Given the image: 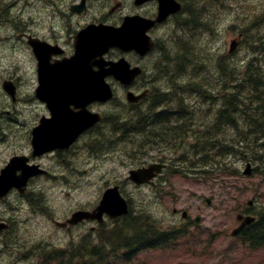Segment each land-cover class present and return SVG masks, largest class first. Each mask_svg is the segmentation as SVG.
I'll return each instance as SVG.
<instances>
[{"label":"rangeland","instance_id":"374dc122","mask_svg":"<svg viewBox=\"0 0 264 264\" xmlns=\"http://www.w3.org/2000/svg\"><path fill=\"white\" fill-rule=\"evenodd\" d=\"M72 1L0 0V113L3 115L0 121V170L15 155L31 156V130L39 121V116L45 113L44 106L34 100L38 86L37 62L31 48L21 40V33H24V30L33 31L47 39L54 36L62 37L61 43L66 44L71 50L70 35L60 32L64 25L80 28L89 23H99L103 19L107 24L119 23L123 16L136 11L132 0H118L125 2L126 7L112 15L110 10L115 0H89V11L86 14L73 19L70 25L66 22L61 23L59 15L68 12V5L70 6ZM179 1L193 3L195 10L198 7L194 4L201 5L202 8L197 10L196 16L207 25L194 28L179 25L186 20L184 13L157 33L161 45L170 47L174 55L180 53L181 45L191 48L189 55L192 64L190 67L187 66L183 76L176 80L178 84L176 86L179 87L177 92L180 91V84L189 85L188 82L197 81L207 85L210 90L220 91L222 86L227 85L222 64H227L225 70L227 73L228 69L233 67L234 74L242 78L247 75L251 66L257 63L264 66V43L258 45L259 40L264 41L263 39L256 38L257 42L254 44L256 50L259 49L258 46L262 48L260 53H254L256 50L248 47L252 43L250 38L248 43L239 44L234 53H229L233 40L246 32L264 38V0ZM155 10L156 4L152 3L140 12L153 13ZM51 25L61 36L50 31ZM159 53V50L155 51L144 61L150 72L155 73L160 67ZM17 76L21 77L22 82L20 87V81L17 83L18 95L13 101L4 92L2 84L4 80L17 79ZM118 96L122 98L123 95L119 93ZM203 100L202 97L193 94L187 98L190 106L198 107L196 113L208 108L209 105ZM126 108L123 106L110 110L109 106L104 108V112L112 114L122 112ZM200 122L201 127L196 125L192 127L190 139L182 142L193 146L190 163L192 165L199 161L197 149L209 146L203 139L205 129L202 125H210V120L202 118ZM195 123H198L197 119ZM233 135L234 133L230 132L225 136ZM89 138L91 134L68 155H64L65 153L47 155L38 160L55 174H51L48 177L50 179H36L30 185L29 190L41 193L40 202L43 210L30 206L27 199H22L17 192L0 202V221L10 223V230L0 237V244L6 242L11 246L9 251L0 253V264H43L36 254L37 245L45 248H68L71 244L83 240L90 232L88 225L72 231H63L52 224L51 217L64 221L77 210L95 208L102 193L114 185H122L127 191L126 197L131 199L132 209L136 214L145 213L151 216L163 229L183 226L182 219L173 214L175 208L187 210L191 220L201 217L200 231L189 229V238L181 239L170 248L144 253L131 264H264V249L250 252L240 247V243L229 236L232 229L238 225L236 214L247 209L249 201H252L250 206L254 210L264 208V167L260 165V161L256 160L255 163L252 160L241 161L232 157L231 169L224 168L206 178L197 175L181 176L165 179L166 183L159 184L155 189L148 187L138 189L134 185L124 183L125 176L132 168L123 160L124 154L115 149L111 152L105 150L94 153L93 156L88 151ZM200 142L202 145L195 148ZM97 147L94 146L93 151H97ZM176 150L174 152L176 157L181 156L180 149ZM136 158L137 156H131L129 161ZM224 160L227 161L226 158ZM250 161L253 171L256 168L258 171L246 177L243 173ZM237 169L241 177L225 179L226 174ZM247 179L250 180L246 181ZM224 181L229 183V189L224 188ZM246 188L248 189L246 194L240 199V210L236 211L233 201L238 199L237 195L240 194L236 193V189L237 192L239 189L242 192ZM227 192L230 195L226 196ZM30 196L31 194L28 195V199ZM32 197L35 200L34 205L40 203L38 197ZM207 199L211 201L210 204ZM228 206L234 208L228 209ZM109 222L107 226L112 225ZM206 231L208 233L204 237ZM199 235L203 236L201 240L204 243L195 244ZM33 252L35 259L21 263L25 255H33Z\"/></svg>","mask_w":264,"mask_h":264},{"label":"trees","instance_id":"16d2710c","mask_svg":"<svg viewBox=\"0 0 264 264\" xmlns=\"http://www.w3.org/2000/svg\"><path fill=\"white\" fill-rule=\"evenodd\" d=\"M194 5L197 6L198 9L202 8V7H199L200 5H197V4H194ZM188 9H189V11L192 12V15L195 16V18H196L197 12H196V14H194L193 3L190 2L188 4ZM198 18L199 17H197L196 18L197 20L195 21V22L198 21V23H197L198 26L196 25L197 27L207 25V23H204V21L199 20ZM201 21L203 23H201ZM181 24H184L186 27L191 26L189 18H187ZM246 34L249 38L254 36V33L252 34L251 32H248V33L246 32ZM250 35H251V37H250ZM253 38H251L253 40L251 43L252 46L257 42V39H261V37H259L258 35L254 36ZM174 58H175L173 60L174 63L170 62L173 64L172 68L167 67V66H165L164 68H161V70L166 72V74L163 75V80L167 84V87L164 89L163 88H160V89L155 88V90L151 96L150 104L153 105V107L155 108L154 111H156L155 113H157V114H155L156 118L154 121H153V117L151 118L153 123L150 124L149 126H152V127L150 129H148L147 131H145L148 136H150L152 134H154L156 136L157 129L160 126H164V134H167V133L170 134L171 133L174 136L181 135L180 132H182V130L183 131L187 130V129H184V127L189 126L188 120L187 121L186 120L181 121V124L180 125L178 124L179 131H177V129L172 131V129L169 125H173V124L168 123V121L162 125H160L158 123V121H162L164 119V116L169 115V113L171 112V108L167 104L173 103V101H178V95L179 94H180V100H181L180 105L181 104L184 105L183 103L185 101V95L183 93L185 92L184 91L185 88H187V89L189 88L190 90L194 89V91H191V93L192 94L197 93L198 96H204L205 98L208 97L211 99H213L215 97L216 93L214 92V90H213V92H211L210 88H208L207 85L203 84L202 82H198V81L197 82H188L189 85H186L187 83L183 84V85L180 84L181 89L179 92H175L174 95H172V94L167 95L165 93L167 88L173 86L174 84L178 85L176 80L179 79V76L181 78V76H183V74L186 72L187 66L190 67V64H192L189 54H184V55L182 54V55H180V57L176 56ZM185 59L186 60L189 59L190 61L189 60L186 61ZM180 60H182V62H183V60H185L183 62L184 67L182 66L183 63L179 62ZM173 67H175V69ZM221 67H222V69H225V70L227 69V66L225 64H222ZM252 68L253 67H250L248 69L249 73L244 77V82L239 83V84L234 83V82H236L235 80H237L238 76L234 74L235 71H234L233 67L228 69V73L224 70V73H225L224 75L226 76V81H228V82H226L227 86H228L229 82L233 83L236 88L239 87V88L243 89V87L246 86V88L244 87L243 91L248 92L249 96L248 95L247 96L249 97V99L246 96L247 100L244 102V105H243L240 101V98H239L240 92L237 90L238 88L237 89L236 88H230L228 86V92H227L228 95H226V94L224 95V88H223V90H221L223 95L220 98H222V100H224V99H227V100L223 104L225 107L223 106L224 108H222V112H219V114H218V116H219L218 124L214 127L202 125L203 129H205L204 131H206L205 135L207 136L206 138H203V139H206V142L209 144V148L205 149V151L201 152V154H200L201 160L203 161L202 162L203 166H201L200 168L214 169L219 164L223 167V165L221 163H222V158H224V155L228 156V158L237 157L238 159L246 158L248 156H253L252 157L253 160H257L258 156L255 153V151H257L259 154L264 156V141H262L263 146H261L260 148H253L252 146H250V145L242 142L238 138H236L237 136L235 134L232 137L231 136H224L225 131L221 130V121H225L227 123V129L229 131L228 133H230L233 129H235V131H236V127H237L236 119L238 116L236 113H237L238 109H241L243 111L245 110L244 113H246L250 116L257 114L258 111H262L263 104H264V94H262V93H264V91L262 89L263 88L262 80H264V74H262L258 68L254 67L256 69V71L254 68L253 69ZM168 69H171V70H168ZM172 70L175 71L176 73L177 72L178 73L175 74V72H172ZM178 70H180V71H178ZM229 70H231V71H229ZM171 72H172V74H171ZM259 72H260V74H259ZM229 75H231V76H229ZM234 76H235V78H234ZM174 78H175V80H174ZM247 83L249 85L251 84L250 85L251 89H249L250 86H248ZM259 86H261V87H259ZM158 91H161L163 93L158 92ZM237 92H239V93H237ZM254 92H256L255 93L256 95L254 94ZM181 94H183V95H181ZM229 94H231V95H229ZM233 94H235V95H233ZM250 94H252V95H250ZM237 95H239V96H237ZM236 99L239 100L240 103ZM165 100H168V101L166 102ZM169 100H170V102H169ZM251 104L253 105V107ZM237 105H239V106H237ZM243 107H244V109H243ZM258 109H260V110H258ZM254 110H255V112H254ZM136 111L139 113L142 112L139 109H135V112ZM150 117L151 116L146 117V118L149 119ZM143 118L144 117H140L139 121H141ZM187 122H188V124H187ZM191 122H193V121H191ZM198 122H200V121H198ZM197 126L201 127V124L197 123ZM253 131H255V130H253ZM262 134H263V130L261 129L259 131H255V132L251 133L247 137L249 138V140H252L253 138H255V139L260 138L262 136ZM257 145H259V144H257ZM261 158L264 160V157H261ZM224 162L225 161H223V163ZM198 167H199V165H198ZM205 170L206 171H204L203 174L210 173V172L214 171V170H207V169H205ZM256 170H258V169H256ZM238 175L239 174H237L236 176H238ZM246 211H245L246 213L253 214L256 217H258V220L256 223L252 224L250 227H248L245 230V232H244V234H242V237L240 238V240H241L242 244L243 245L246 244L250 248L251 251H257V250L264 247V208L259 209V210H254V209L250 208ZM144 215L145 214H139V215L130 214L129 216L124 217L122 219V221H120V223H118L115 226L114 230L103 231V232L99 231V233H98V235L100 236V240H98L99 244L94 246V247L88 245L89 242H86V246L84 245V246L73 247V248H71L72 256H70L69 258L66 257L64 250L52 249V250H50L52 258L50 259L48 257H45V260L46 261H53V263H55V261H58L59 264H79L78 259L83 258L81 250H84L83 264H113V263H118L119 261L129 262V260H131L134 257H137L142 252L167 247L172 242H176L180 238H182L186 235L185 233H182L181 231L165 232V231L161 230L160 227L155 222H153V220L150 217L144 216ZM87 246H89V247H87ZM55 264H57V263H55Z\"/></svg>","mask_w":264,"mask_h":264},{"label":"water","instance_id":"95a60500","mask_svg":"<svg viewBox=\"0 0 264 264\" xmlns=\"http://www.w3.org/2000/svg\"><path fill=\"white\" fill-rule=\"evenodd\" d=\"M149 0H136V4L140 5ZM160 4L158 17L156 20H149L142 18L140 16L128 17L125 19L124 24L120 28H115L111 26H99L90 27L80 36L79 43V58L77 63L81 66L86 67V65L92 63V60L96 57H103L111 48L117 47L122 51H132L136 50L141 55L146 54L153 46L151 38L147 35V32L155 26L157 23L164 22L172 14H177L181 11L182 5L177 0H158ZM31 44L34 46L35 53L40 62V76H41V88L39 90V97L43 100H48L50 96V91L53 90L57 92L60 90L59 95L62 96L63 100L67 91V85L62 87H50L46 78L48 67L46 65V58L48 57L49 50L44 44L38 41H33ZM235 49V45H232L231 50ZM103 64V59L98 62ZM63 67L70 71L72 66L70 63H64ZM110 72L114 74L123 83L130 84L134 78L141 73L140 69L136 68L134 70L130 69V65L126 60L122 59L119 63L114 64ZM104 74L100 76V83L91 86H82L81 89L84 91L82 99L85 104L93 101L105 102L112 97V92L110 87L103 83ZM98 79V77H97ZM131 96V94H130ZM131 99V97H130ZM67 117H69L66 114ZM97 119L90 116L87 113L80 114L78 117V126L73 130L75 134H79L83 130L89 128ZM68 137H55L52 135H45L42 133H36L34 135L33 145L38 154H42L46 151H50L56 147L66 146L70 140ZM17 159V160H16ZM12 159L10 164L2 170L0 176V199L6 196L12 188H18L21 192L25 191L29 179L33 175L39 174L34 171V167H26L24 169L20 165V160L18 158ZM19 169L23 170V174L17 176V171ZM250 172V165L248 166L247 174ZM152 173V170H139L133 172L135 178L132 179L137 184H142L148 182V179ZM129 212L127 202L119 194L118 188L108 190L100 205L94 210L93 213L88 212H77L70 220L64 224L57 223L60 227H65L69 224H77L86 219H97L99 221L103 220V215L108 214L112 218H116L125 215ZM241 220L242 217L239 216ZM254 218H245L242 227L235 230L233 235L238 234L242 228L253 222ZM7 225L0 224V231L6 228Z\"/></svg>","mask_w":264,"mask_h":264},{"label":"bare ground","instance_id":"6f19581e","mask_svg":"<svg viewBox=\"0 0 264 264\" xmlns=\"http://www.w3.org/2000/svg\"><path fill=\"white\" fill-rule=\"evenodd\" d=\"M194 2V1H193ZM227 2V1H226ZM196 3V2H195ZM188 4L189 3H184V8H185V12H186V15H187V17L189 18V20H190V23H191V26L190 27H197L198 25H197V23H198V21L197 22H195L197 19V17L195 18V16H193L192 15V12L191 11H189V9H188ZM225 6V5H224ZM199 7H202L201 5L199 6ZM206 8V7H205ZM193 11H194V14H196V12H197V10H195V9H193ZM203 11V10H202ZM206 13H207V11H206ZM67 17H69V15L68 16H63V15H61L60 16V20H61V23H63L66 19H67ZM198 19H200V18H198ZM205 19V18H204ZM204 23H206V22H204ZM197 25V26H196ZM203 28V27H202ZM198 31V30H197ZM248 33V32H247ZM253 34V33H252ZM254 36H257V35H255L254 34ZM253 36V37H254ZM250 37H251V35H250ZM253 37H251V38H253ZM239 39H237V41L238 42H240V44L242 43H248L249 42V37L247 36V34H244L243 36L242 35H240L239 37H238ZM250 38V39H251ZM254 39V38H253ZM261 39H263L264 40V38H262L261 37ZM253 41V40H252ZM255 43V42H254ZM262 43H264V41H259V43H258V45L259 44H262ZM256 45H251V43L249 44V48L251 49V48H254V50H256L257 48L255 47ZM159 47L163 50V52H164V54H165V56H166V62H165V65L162 67V68H164L165 66H167V67H171L172 68V63H170V62H173V60L175 59L174 57H176V56H179L180 57V55H184V54H189V51H191V48L189 47V46H187V45H181V47H180V53L179 54H177V55H174L173 54V51L170 49V47H167V45L166 46H162L161 45V43L159 44ZM263 47H264V45H263ZM198 48V47H197ZM258 50H256L254 53H260L261 52V50H262V48H260L259 46H258ZM199 49V48H198ZM201 50V49H200ZM197 53V52H196ZM206 54V53H205ZM198 56V55H197ZM186 58V57H185ZM194 58V57H193ZM181 59V58H180ZM222 59V58H221ZM225 59V58H224ZM179 60V59H178ZM186 60V59H185ZM185 60H183V62L185 61ZM187 60H189V59H187ZM186 60V61H187ZM190 61V60H189ZM223 61V60H222ZM179 62H182V60H180ZM182 62V63H183ZM255 62V61H254ZM174 63V62H173ZM176 64V63H175ZM231 64V63H230ZM253 64H255V63H253ZM182 65V64H181ZM227 65V64H226ZM183 67H184V63H183V65H182ZM199 66V65H198ZM225 67V66H224ZM254 67H256V68H258L259 69V71H261V73L262 74H264V66H263V64H261V63H257V65H254L253 66V68ZM174 69H175V67H173ZM177 68V67H176ZM252 68V69H253ZM166 69V68H165ZM173 69V70H174ZM184 69V68H183ZM196 69V68H195ZM251 69V70H252ZM255 69V68H254ZM257 69V70H258ZM168 70H171V69H168ZM172 70V72H175V71H173ZM177 71V70H176ZM178 71H180V70H178ZM229 71H231V70H229ZM249 71V70H248ZM255 71H256V69H255ZM254 71V72H255ZM172 72H171V74H172ZM184 72V71H183ZM178 73V72H177ZM176 72H175V74H177ZM182 73V72H181ZM249 73V72H248ZM258 73V72H257ZM166 74V72L165 71H163V70H161L160 69V71L158 72V75H157V77L156 78H154V79H151L149 82H148V85L152 88V90H153V92H154V90H155V88H166L167 87V84L164 82V80H163V75H165ZM225 74V73H224ZM254 74V73H253ZM259 74H260V72H259ZM234 75V74H233ZM170 76V75H169ZM229 76H231V75H229ZM238 76V78H237V80H235L236 82H234V83H237V84H239V83H243L244 82V77L242 78V77H239V75H237ZM253 76V75H252ZM165 78V77H164ZM173 78V77H172ZM179 78H180V76H179ZM229 78V77H228ZM234 78H235V76H234ZM242 78V79H241ZM169 79V78H168ZM171 79V78H170ZM167 80V79H166ZM174 80H175V78H174ZM246 80V79H245ZM257 80V79H256ZM231 81V80H230ZM253 81V80H252ZM226 82H228V81H226ZM247 82V81H246ZM245 82V83H246ZM173 83V82H172ZM175 83V82H174ZM252 83V82H251ZM262 83H263V91H264V80H262ZM26 84V83H25ZM236 84V85H237ZM248 84V83H247ZM175 85V84H174ZM182 85V84H181ZM242 85V84H241ZM251 85V84H250ZM249 84H248V86H250ZM253 85V84H252ZM256 85V84H255ZM23 86V85H22ZM228 86L230 87V88H236L235 87V85L233 84V83H231V82H229L228 83ZM228 86L226 85L225 87L224 86H222L221 87V90H223V88H224V95L226 94V95H228ZM243 86V85H242ZM188 87V86H187ZM241 87V86H240ZM245 88H246V86H244ZM244 87H243V89H244ZM259 87H261V86H259ZM179 88V87H178ZM238 88V89H237ZM236 89L240 92V101H241V103L244 105V102L247 100L246 99V96L248 95V92H245V91H243V89L242 88H239V87H237ZM258 88V87H257ZM181 89V88H180ZM249 89H251V86L249 87ZM248 89V90H249ZM220 90V92L217 90V91H214L216 94H215V97L213 98V99H211V98H205L204 96H198V94L197 93H194L193 95H196L197 97H204V103H207L209 106H208V108L207 109H205V111H203V112H201V113H196V110H197V108L198 107H193V106H190V104L187 102V98L190 96V95H192V93H191V91H194V89L193 90H190L189 88L187 89V88H185V92L183 93L184 95H185V101H184V105H180V94L178 95V101H173V103H169V104H167L170 108H171V112L169 113V115L168 116H164V119L162 120V121H158V123L160 124V125H162V124H164L165 122H167L168 121V123H170V124H181V121H187L188 120V122H189V126H186V127H184V129H187L188 127H195V125L197 126V123H195V119H197V121H201V119L202 118H208L209 120H210V125H208V126H210V127H214V126H216L217 124H218V119H219V116H218V114H219V112H222V108H224L225 106L223 105L225 102H226V100L227 99H224V100H222V98H220L223 94H222V91ZM236 90V91H237ZM253 90V89H252ZM257 90V89H256ZM157 91V90H156ZM165 91V90H164ZM182 91V90H181ZM247 91V90H246ZM158 92H161V91H158ZM196 92V91H195ZM211 92H213V90H211ZM239 92H237V93H239ZM253 92V91H252ZM161 93H163V92H161ZM160 93V94H161ZM166 93V92H165ZM164 93V94H165ZM232 93V92H231ZM250 93V92H249ZM256 92H254V94H255ZM159 94V93H158ZM167 94V93H166ZM183 94H181V95H183ZM258 94V93H257ZM262 94H264V93H262ZM168 95V94H167ZM172 95H174V94H172ZM229 95H231V94H229ZM233 95H235V94H233ZM250 95H252V94H250ZM256 95V94H255ZM237 96H239V95H237ZM249 96V95H248ZM247 96V98L249 99V97ZM169 97V96H168ZM171 98V97H170ZM175 98V97H174ZM165 99V98H164ZM173 99V98H172ZM253 99V98H252ZM174 100V99H173ZM237 100V99H236ZM259 100V99H258ZM150 101L151 100H149V104H150ZM166 102L168 101V100H165ZM235 101V100H234ZM237 101H239V100H237ZM240 101H239V103H240ZM169 102H170V100H169ZM249 102V101H248ZM252 102V101H251ZM203 103V102H202ZM234 104V103H233ZM254 104V103H253ZM240 105V104H239ZM239 105H237V106H239ZM246 105V104H245ZM248 105V104H247ZM252 105V104H251ZM224 106V107H223ZM235 106V105H234ZM252 107H253V105H252ZM259 107V106H258ZM248 108V107H247ZM237 109V108H236ZM243 109H244V107H243ZM252 109V108H251ZM254 109V108H253ZM250 110V109H249ZM258 110H260V109H258ZM125 113L126 114H128V113H131L132 115H130V116H128V120H129V123L130 124H132V125H134V124H136V123H138L139 122V118L140 117H145L146 116V114L145 113H143V112H141V113H139V112H135V109L134 108H126L125 110ZM245 111V110H244ZM244 111L243 110H241V109H238L237 110V119H236V122H237V127H236V131H235V129H233L231 132L232 133H234L237 137L236 138H238L239 140H241L242 142H244V143H246V144H248V145H250V146H252L253 148H260L261 146H263V144H262V141H264V104H263V108H262V111H258L257 112V114H255V115H253V116H250V115H248V114H246V113H244ZM156 111H154V113H155ZM247 112V111H246ZM254 112H255V110H254ZM159 113V112H158ZM249 113V112H248ZM155 114H157V113H155ZM147 117H149V116H147ZM152 116L149 118V119H147V118H145V119H147V121H149V123H153L152 122ZM191 121H193V122H191ZM188 122H187V124H188ZM184 123V122H183ZM199 123V122H198ZM202 123H203V121H202ZM208 123V122H207ZM200 124H201V122H200ZM257 124V125H256ZM152 126H148L147 127V129H150ZM198 127V126H197ZM227 129V123L225 122V121H221V130L222 131H225V134H224V136L229 132L228 131V129ZM263 130V134H262V136L260 137V138H257V139H255V138H253L252 140H249V138L247 137V136H249L251 133H253V132H255V131H259V130ZM253 130H255V131H253ZM253 131V132H252ZM260 133V132H259ZM262 133V132H261ZM252 136V135H251ZM257 136V135H256ZM247 137V138H246ZM255 137V136H254ZM258 137V136H257ZM235 138V139H236ZM257 144H259V145H257ZM255 151V150H254ZM255 153H256V155L258 156V161H260V165H262L263 167H264V160L261 158V157H264L263 155H261V154H259L257 151H255Z\"/></svg>","mask_w":264,"mask_h":264},{"label":"flooded vegetation","instance_id":"af4514ba","mask_svg":"<svg viewBox=\"0 0 264 264\" xmlns=\"http://www.w3.org/2000/svg\"><path fill=\"white\" fill-rule=\"evenodd\" d=\"M76 4V3H75ZM67 19H70V16L69 17H67ZM71 56V54H68V52H65V54L63 55V57L64 58H68V57H70ZM58 59H60V58H54L53 59V61H52V63H54L55 62V60H58ZM127 116H130V115H132L131 113H128V114H126Z\"/></svg>","mask_w":264,"mask_h":264}]
</instances>
